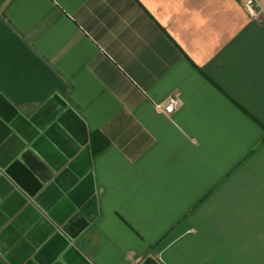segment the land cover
I'll list each match as a JSON object with an SVG mask.
<instances>
[{"label": "crops", "instance_id": "crops-1", "mask_svg": "<svg viewBox=\"0 0 264 264\" xmlns=\"http://www.w3.org/2000/svg\"><path fill=\"white\" fill-rule=\"evenodd\" d=\"M248 1L4 0L0 264H264Z\"/></svg>", "mask_w": 264, "mask_h": 264}, {"label": "built area", "instance_id": "built-area-1", "mask_svg": "<svg viewBox=\"0 0 264 264\" xmlns=\"http://www.w3.org/2000/svg\"><path fill=\"white\" fill-rule=\"evenodd\" d=\"M4 0H0V6ZM255 5V0H249L247 6L250 10H253ZM181 105V99L179 94H172L168 96L165 100L158 102L156 106L165 113H173Z\"/></svg>", "mask_w": 264, "mask_h": 264}, {"label": "trees", "instance_id": "trees-1", "mask_svg": "<svg viewBox=\"0 0 264 264\" xmlns=\"http://www.w3.org/2000/svg\"><path fill=\"white\" fill-rule=\"evenodd\" d=\"M103 138V137H102ZM107 143V140L105 139V138H103V142L101 143V145L98 147V149L97 150H99L100 149V147H103L104 146V144H106Z\"/></svg>", "mask_w": 264, "mask_h": 264}]
</instances>
